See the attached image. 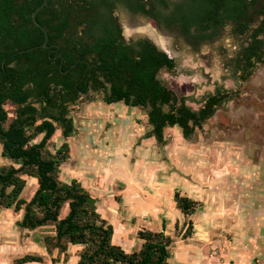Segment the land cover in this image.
Instances as JSON below:
<instances>
[{
    "label": "trees",
    "instance_id": "1",
    "mask_svg": "<svg viewBox=\"0 0 264 264\" xmlns=\"http://www.w3.org/2000/svg\"><path fill=\"white\" fill-rule=\"evenodd\" d=\"M43 1L0 0V145L8 162L0 165V213L23 211L17 224L32 231L51 227L43 243L53 264L68 263L71 246L81 247L77 264H169L173 239L163 232L165 222L160 232L139 230L142 246L128 252L113 242L115 228L90 191L78 179L62 180L71 159L69 140L78 135L71 106L97 92L108 105L122 102L145 111L150 125L145 139L167 145L165 130L175 127L192 139L237 92L216 84L193 109L190 98L160 76L175 73L176 60L148 39L128 42L118 10L177 30L192 46L228 28L238 49L226 68L240 84L264 64L259 38L264 36V0H48L37 16L49 35L47 48L32 18ZM58 130L65 141L54 148ZM27 178L38 184L30 201L22 198ZM174 201L185 218L175 230L182 240L190 239L200 202L179 189ZM42 263L44 257L31 254L14 260Z\"/></svg>",
    "mask_w": 264,
    "mask_h": 264
},
{
    "label": "rangeland",
    "instance_id": "2",
    "mask_svg": "<svg viewBox=\"0 0 264 264\" xmlns=\"http://www.w3.org/2000/svg\"><path fill=\"white\" fill-rule=\"evenodd\" d=\"M117 16L128 42L148 39L176 60V72L162 71L160 76L173 89L190 98L188 104L193 109L201 107L203 98L214 92L217 83H224L222 78H229L224 60L235 54L238 46L228 28L215 38L192 46L177 30L158 28L141 14L121 8ZM224 84L229 90H238V95L190 140L184 139L178 127L166 129L167 145L158 144L154 138L143 139L150 125L146 112L139 108L122 102L108 105L97 92L82 96L71 106L70 115L78 135L69 140L72 158L63 167V181L67 182L69 175L77 173L82 183L92 179L95 184L107 185V190H113L112 195L121 198L119 182L126 181L131 174L143 181L150 180L151 176H161L162 181L169 179L167 191L161 192V198L151 194L152 191L146 198L135 197L130 192L137 194V188L129 183L127 189H130L125 190L127 214L122 218L114 213L119 202L110 197L109 192L99 189L98 210L109 224L126 234L121 245L126 251L141 248L139 229L160 232L166 221L163 232L173 239L171 251L175 257L172 255L169 264H187L182 259L187 251L191 255L189 263L195 261L196 249L203 253L201 264H220L221 251L217 254L214 249L221 250L222 246L226 253L221 257L232 261L231 264L238 263V258L241 261L247 258L245 262L249 264H264V64L259 65L247 82L235 85L227 80ZM64 141L58 130L52 147H59ZM7 163L0 145V165ZM203 176H208L209 180L202 179ZM103 177L106 179L102 180ZM198 178L212 193L194 189L202 186L201 182H196ZM174 181L193 200L203 201V197L213 195L207 199L218 205L219 214L205 221H212L207 238L204 219L200 221L202 211L193 217L200 225L195 238L182 240L176 232L175 224L183 218L175 205L170 208L169 204L174 203L169 194ZM204 182H210L211 186L207 187ZM37 190L36 180L27 178L22 198L30 201ZM163 199L167 203L164 209L167 214L158 215L154 210L161 208L158 200L164 203ZM124 218L127 220L123 223ZM21 219L14 209L0 213V264H14V260L28 254L44 257L42 264H53L43 243V237L51 234V227L32 231L17 224ZM119 231L116 240L123 238ZM80 248L70 247V261L61 264H75Z\"/></svg>",
    "mask_w": 264,
    "mask_h": 264
},
{
    "label": "crops",
    "instance_id": "3",
    "mask_svg": "<svg viewBox=\"0 0 264 264\" xmlns=\"http://www.w3.org/2000/svg\"><path fill=\"white\" fill-rule=\"evenodd\" d=\"M143 139H145V135L143 136ZM150 139V138H149ZM72 158V157H71ZM91 160H92V158H90ZM63 175V174H62ZM168 175H170V174H168ZM168 175H166L165 177H166V179H167V176ZM70 177L68 178V179H66L67 180V183H70L71 182V180L72 179H78L79 177H77L78 176V174L77 173H72L71 175H69ZM63 176H61V178H62ZM182 177V176H181ZM128 179L126 180V181H120L119 183H120V185H121V190H120V195H122L121 196V198L119 197V199L121 200V202H119V207H117L116 206V208H114V213H115V215H117V217H125V215L127 214V211H126V198H125V194L128 192L127 190H129L130 188H128L127 189V187H128V184L129 183H132L131 185H133V186H136V188H137V194H135V193H133V192H130L132 195H134L135 197L136 196H140V198H146L147 196H149V194L148 193H150L151 191H152V193L151 194H153V195H155V196H157V197H159V198H161V192L162 191H167L166 190V188H168V185L166 184L167 183V180H169V179H167V180H161V176L159 177V176H151L150 177V180L149 179H147V181H143L141 178H139L138 176H135V175H133V174H131L129 177H127ZM183 179H185V180H191V179H187V178H184V177H182ZM106 179V177H103L102 178V180H105ZM202 179H204V180H206V181H208L209 180V178H208V176H203V178ZM80 182H81V179L79 178L78 179ZM196 180V182H201L202 183V186H199V188H197V187H194V189L195 190H199L200 189V191L201 190H203V191H205V190H208V193H212L209 189H207V188H205L204 186H203V182H202V180H200L199 178L198 179H195ZM211 180V179H210ZM65 182V181H64ZM82 183V182H81ZM105 183V181L103 182V184ZM127 183V184H126ZM205 184H206V186L207 187H210L211 186V184H209L208 182H204ZM214 183H216V182H214ZM214 183H212V184H214ZM118 184V183H117ZM82 185L85 187V188H87L89 191H90V193L97 199V194L99 193V189H101L102 188V190H104L106 193H108V195L110 196V197H113L114 198V200L116 201V196H114V195H112V193H113V190L111 191V189H110V191L109 190H107V189H109V187L107 186V185H104V186H100V184H95V182H94V180H92V179H90L89 181H85V183L83 182L82 183ZM107 188V189H106ZM170 191H169V194H170V196H171V198H172V196H173V200H174V194H175V191L177 190V189H179V190H181L182 191V193L184 194V195H187L186 193H184L183 192V190L182 189H180V188H178L177 187V185H176V181H174L171 185H170ZM125 190L127 191L126 193H125ZM150 190V191H149ZM124 192V193H123ZM158 192H159V194H158ZM122 193V194H121ZM157 194V195H156ZM195 194V193H194ZM154 197V196H153ZM207 197L208 196H206V197H203V201H199L200 202V208L198 209V211H202L203 212V216H201L200 217V221L201 220H203L204 219V221H203V223H205V227H203V229H204V231H206V233H205V238H207L208 236H209V232L210 231H208V227H212V221H211V223H206V222H209V220L211 219L212 220V216H216V215H218L219 214V212H218V209L219 208H217L218 207V205L217 204H212L209 200L210 199H207ZM211 197H213V195H211L210 197H208V198H211ZM162 198H163V196H162ZM98 200V199H97ZM160 200H162V199H160ZM160 200H158V202H159V204H160V207L161 208H156L155 210H154V212H156L158 215L159 214H162V213H165L164 211V209H166V205H167V203H166V201H165V199H163V201H164V203H161L160 202ZM170 204V208H172V207H174V205H175V207H176V203H175V201H174V203H172V202H170L169 203ZM163 207V208H162ZM172 210V209H171ZM99 211V210H98ZM197 211V212H198ZM175 212H176V210H175ZM177 213V212H176ZM101 214V213H100ZM165 214H167V213H165ZM102 215V214H101ZM20 216H21V218L23 217V211H21L20 212ZM195 216V215H194ZM194 216H192V220H193V222H194V226H195V230H194V235H193V237L192 238H195L196 236H197V234H198V231H199V227H200V225L197 223V221H196V219H194L193 217ZM102 217H103V215H102ZM165 217H166V215H165ZM104 218V217H103ZM127 219H128V216L126 217ZM131 218V217H130ZM181 218H183V221H181L180 222V220H178V222H179V224H180V226H181V224H182V226H183V224H184V221H185V218L183 217V215L181 216ZM105 219V218H104ZM127 219H123L122 221H123V223L127 220ZM133 221H134V218L132 219ZM16 221V220H15ZM206 221V222H205ZM165 223H166V221H164ZM202 222V221H201ZM200 222V223H201ZM122 223V224H123ZM181 226V227H182ZM115 228V227H114ZM39 229H46V228H39ZM139 230H141V229H139ZM138 230V231H139ZM202 230V229H201ZM117 231H119L118 229H115V234H114V239H113V242L115 243V244H117V245H122V243L124 242V238L125 237H127V236H123V235H126V234H122L120 231V234H119V236H123V238L122 239H117L116 240V236H118L117 234H116V232ZM138 231H137V233H138ZM136 233V232H135ZM166 234H167V232H165ZM142 246V245H141ZM72 247V246H71ZM79 249V248H78ZM81 249V248H80ZM214 250H217V254H218V252L219 251H221V255H224V253H226V249H224V246H222V249L221 250H219V249H214ZM195 252H196V254L194 255V257H196V259H195V261H192L191 263H189V260H190V257H191V255H190V251H187V252H185L184 253V255L182 256V259H183V261H187V264H201V261H203V253H202V251H201V249H196L195 250ZM221 255H220V264H231V262L232 261H228V260H223V258L221 257ZM225 256L227 257L228 256V254L226 255L225 254ZM173 257H174V255H173ZM175 258V257H174ZM249 258V257H248ZM79 259V258H78ZM78 259H76L75 261H74V263L75 264H77V262H78ZM213 260L215 259V258H212ZM243 260V259H242ZM245 260H248L247 258H244V261H241V259H237V261H238V263H235V264H249V262H245ZM70 261V260H69ZM236 262V261H235Z\"/></svg>",
    "mask_w": 264,
    "mask_h": 264
},
{
    "label": "flooded vegetation",
    "instance_id": "4",
    "mask_svg": "<svg viewBox=\"0 0 264 264\" xmlns=\"http://www.w3.org/2000/svg\"><path fill=\"white\" fill-rule=\"evenodd\" d=\"M130 12V11H129ZM130 13H132V12H130ZM132 14H136V13H132ZM142 15V14H141ZM142 16H144V15H142ZM146 17V16H145ZM148 18V17H147ZM149 19V18H148ZM210 32V31H209ZM123 33H124V31H123ZM215 38V37H214ZM259 38H261V39H263L264 40V36H259ZM139 40H141V39H139ZM209 40H211V39H209ZM138 41V40H137ZM205 41H208V40H205ZM205 41H203V42H205ZM133 42H136V41H133ZM202 42V43H203ZM201 44V43H200ZM248 44V42H246L245 43V45H247ZM237 46H238V42H237ZM237 49H238V47H237ZM166 52V51H165ZM167 53V52H166ZM235 54H236V52H235ZM235 54H233V55H231L230 57H227V58H233V57H235ZM169 55V54H168ZM170 57V56H169ZM171 58V57H170ZM227 58L224 60V69H225V71L227 72V74L229 75V78H222V80L224 81V83L227 81V80H231L235 85H237V84H239V82L240 81H238V80H236V79H234L233 78V76H230V70L228 69V68H226V61H227ZM257 70V69H256ZM256 70L254 71V73L256 72ZM254 73H253V75H254ZM253 75H251V77L253 76ZM250 77V78H251ZM249 78V79H250ZM248 79V80H249ZM248 80H246V81H243V82H241L240 84H243V83H245V82H247ZM220 84V83H217V84H219V85H222V86H224V88H225V84ZM225 89H227V88H225ZM227 90H229V89H227ZM229 91H231L232 93H234V92H237V94L236 95H234V96H237L238 95V90H229ZM235 94V93H234ZM233 96V97H234ZM233 97H232V99H233ZM232 99L228 102V103H230L231 101H232ZM227 103V104H228ZM264 212V211H263Z\"/></svg>",
    "mask_w": 264,
    "mask_h": 264
},
{
    "label": "water",
    "instance_id": "5",
    "mask_svg": "<svg viewBox=\"0 0 264 264\" xmlns=\"http://www.w3.org/2000/svg\"><path fill=\"white\" fill-rule=\"evenodd\" d=\"M48 4V0H44L43 3L35 10V12L33 13V22L34 24L41 29V31L44 33V36H45V40H44V43L41 45L42 48H47L48 47V42H49V35H48V32L46 30L45 27H43L37 20V16L38 14L40 13V11L43 10V8H45V6Z\"/></svg>",
    "mask_w": 264,
    "mask_h": 264
}]
</instances>
